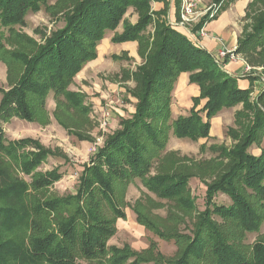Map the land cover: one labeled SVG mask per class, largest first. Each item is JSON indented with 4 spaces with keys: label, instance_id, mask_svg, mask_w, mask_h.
I'll list each match as a JSON object with an SVG mask.
<instances>
[{
    "label": "trees",
    "instance_id": "16d2710c",
    "mask_svg": "<svg viewBox=\"0 0 264 264\" xmlns=\"http://www.w3.org/2000/svg\"><path fill=\"white\" fill-rule=\"evenodd\" d=\"M49 1L0 0V28L26 26L27 14ZM153 1L164 3V9L153 11ZM59 2L67 3L65 26L32 55L15 54L23 74L9 91H0V264H79L77 258L99 264H264V240L244 244L247 233L258 232L264 223V152L259 157L249 152L262 141L258 131L262 129L264 135V110L259 102H251L252 83L241 88L225 70L228 60L224 66L219 64L187 31L173 27L167 19V0ZM130 9L138 15L135 24L126 19ZM207 20L204 17L196 29ZM258 21L252 35L240 39L238 54L253 46L255 39H264V16ZM121 25L123 32L117 33ZM108 32L114 33L111 41L115 44L137 43L145 61L133 75L139 91L135 114L122 121L121 129L85 163L75 194L48 197L64 174L59 168L45 173L37 170L50 157H63L32 138L8 140L3 124L15 117L40 122L50 95L86 114L84 95L71 91L70 85L87 63L96 60L97 48ZM113 59L120 57L113 55ZM183 73L199 87V97L193 98L188 116L164 130L160 123L167 128L172 93ZM236 106L252 114L250 128L241 143L222 151L227 161L224 173L212 183L201 177L206 187L204 209L188 233L159 229L136 206L131 207L140 226L176 245V257L165 259L154 242L140 253L128 246H110L118 220L127 218L117 184L128 186L139 179L158 198L196 210L198 198L191 195L189 183L194 176H150L151 168L166 149L171 127L176 138L198 141L209 137L214 116ZM218 193L228 196L231 205L216 204ZM105 207L113 218L105 215Z\"/></svg>",
    "mask_w": 264,
    "mask_h": 264
},
{
    "label": "rangeland",
    "instance_id": "374dc122",
    "mask_svg": "<svg viewBox=\"0 0 264 264\" xmlns=\"http://www.w3.org/2000/svg\"><path fill=\"white\" fill-rule=\"evenodd\" d=\"M173 1L176 17L173 22H177L182 16L184 0ZM239 2L246 3L245 14L240 19V27L243 30L239 36L240 39L244 40L248 35H252L258 20L264 16V0H210L198 12H205L211 6L220 4L219 13H221L224 8L230 9L232 5ZM65 4L67 3L51 0L43 5L39 11L27 14L26 26H15L12 29L0 28L2 45L0 46V91H9L11 83L17 81L23 74V67L14 58V55H32L38 45L43 44L51 38L54 32L65 26L64 15L67 12ZM135 13L128 11L126 19L130 23L138 16ZM200 20L198 18L188 26V30H192L191 33L196 37L199 31L196 26L199 25ZM122 28L121 25L117 33H122ZM179 30L184 31L183 28H179ZM153 32L154 29L150 28L149 33L153 34ZM113 35V32H108L104 39H112ZM251 45L253 46L241 54L237 53V48L233 50L222 46L214 59L219 64L224 63L225 60H228L227 64L231 62L243 64L241 73H232L231 75L227 72L238 81L239 86H242V82L252 83L251 102H259L264 110V39L257 38ZM119 46L122 45L111 41L110 45L106 47L104 58L97 54L96 60L87 63L70 85L71 91L84 95L83 105L88 109L86 114H81L73 108L67 107L65 102H59L53 95H50L46 100V113L40 122H25L15 117L3 124V130L8 140L32 138L63 157H50L37 170V172L45 173L59 168L60 172L64 174V177L51 187L47 194L48 197L75 194L85 163L90 162L92 156L96 154V150L102 148L106 140L121 129L122 121L131 119L135 114L138 104L136 94L138 95L139 91L133 75H136L145 61L139 54V45L125 47V49ZM222 52L227 54L226 58L220 57ZM113 55H118L120 59L114 60ZM222 65L224 66V64ZM176 86L177 84L175 88ZM192 87L190 84L188 85L190 90H188L187 95L180 91V88H178L179 92L174 93V88L171 119L167 123V128L163 122L160 123L164 130L169 129V126L179 117L190 114L193 98H195H192ZM1 99L2 93L0 92V101ZM204 104L205 101L202 102L199 109ZM202 115L205 117L204 114ZM251 116L252 114L247 113L242 106L223 109L210 121L212 128L209 137L200 138L198 141L176 138L171 127L166 149L162 156L154 162L150 176H157L161 173H182L194 176L189 183L191 195L198 198L196 210L181 208L174 200L158 198L139 179L130 182L128 186L117 184V196L123 202L122 208L127 214V218L126 220H118L116 235L111 238L108 244L120 248L128 246L140 253L154 242L158 245L160 253L166 257L165 259L175 258L176 245L173 242L159 240L152 232L140 226L137 223V215L133 213L131 207L136 206L159 229L167 232L180 230L182 233H188L189 229L193 227L192 224L196 215L204 209L206 187L200 183L201 177L212 183L224 173L227 168V161L224 159L222 151L234 148L245 139L251 125L249 123ZM105 118L108 119L107 126L103 124ZM261 130L258 132L263 137L262 141L252 145L249 149V152L256 157L264 152V135ZM20 176L23 177L21 174ZM215 202L220 205H231V199L221 193L217 194ZM104 211L105 215L113 218L108 207H105ZM182 221L184 224H180ZM261 239L264 240V223L258 232L247 233L244 244L246 246L253 245ZM77 259L79 264H99L96 261ZM104 264L106 263L104 262Z\"/></svg>",
    "mask_w": 264,
    "mask_h": 264
},
{
    "label": "crops",
    "instance_id": "0c3cea01",
    "mask_svg": "<svg viewBox=\"0 0 264 264\" xmlns=\"http://www.w3.org/2000/svg\"><path fill=\"white\" fill-rule=\"evenodd\" d=\"M169 4V14H168V21L171 24V22L175 21V8H174V1L167 0ZM210 0H200V2L197 5V9L200 10L204 8ZM152 10L156 12H160L164 9V3L153 1L151 4ZM224 8V7H223ZM246 9V3L239 2L235 5H232L230 9H225L224 11H221L220 15L217 16L215 19H212L211 21H208L207 25L204 27L205 34L199 35L196 37L192 34V38L195 40V42L213 54L214 56H217L218 50L222 48V46H226L230 49H236L238 46V42L240 39V34L242 32V28L240 27V19L244 16ZM129 11H134L133 9H130ZM135 12V11H134ZM136 14V13H135ZM138 16L135 17L134 21H131L132 24L137 23ZM120 29V28H119ZM118 29V30H119ZM123 29V28H122ZM111 37V36H110ZM102 44L98 46L97 54L99 56L104 58V53L106 51L107 45H110L111 38L103 39ZM119 45V44H118ZM122 46H119L121 48H129L131 46L138 45L137 43H125L120 44ZM122 50V49H121ZM243 64L242 63H229L226 65L225 70L228 71L231 75L241 73L243 70ZM193 86L191 88L192 91V98L198 97L199 95V87L192 85L189 82V74L183 73L180 78L178 79L177 86L175 88L174 93L179 92L178 88H180V91H183L187 95L188 93V85ZM250 84L246 82H242L241 88H248ZM173 93V94H174ZM175 112V111H174ZM121 221V220H119ZM119 225V222H118Z\"/></svg>",
    "mask_w": 264,
    "mask_h": 264
},
{
    "label": "built area",
    "instance_id": "2783aa9c",
    "mask_svg": "<svg viewBox=\"0 0 264 264\" xmlns=\"http://www.w3.org/2000/svg\"><path fill=\"white\" fill-rule=\"evenodd\" d=\"M199 2H200V0H195V1L184 0L183 6H182V16H181L180 21L171 22L173 27L183 28L185 31H187V33H188V35L190 37H192V34H193V33H191L192 30H188V26L190 25V23L195 22V20H197L198 18L200 20V19H202L201 17H207L208 20L205 22L206 23L204 25V27H205L208 24L207 23L208 21H211V19H214L216 16H218L219 11L221 9V7H220L221 5L220 4H218V5L216 4V5H213L210 8H208V10H206L205 12H198L197 5H198ZM204 27H202L197 32V34H199V35L205 34ZM220 57L221 58H226L227 54L222 52L220 54ZM229 57L230 56L228 55V58ZM107 122H108V119L105 118L103 120L104 126H107ZM97 151H98V149L96 150V153H97Z\"/></svg>",
    "mask_w": 264,
    "mask_h": 264
}]
</instances>
